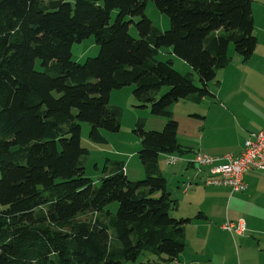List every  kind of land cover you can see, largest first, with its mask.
<instances>
[{
  "label": "trees",
  "instance_id": "obj_1",
  "mask_svg": "<svg viewBox=\"0 0 264 264\" xmlns=\"http://www.w3.org/2000/svg\"><path fill=\"white\" fill-rule=\"evenodd\" d=\"M148 1L168 30L152 25ZM253 30L251 0H0V264H169L182 253L190 219L171 216L177 202L159 159L192 151L177 142L170 108L210 96L230 45L251 57ZM90 37L98 55L74 63L72 45ZM160 48L189 65L199 86L158 61ZM128 86L138 107L166 123L147 132L136 122L143 180L113 163L95 184L81 124L92 142H102L100 130L117 133L121 109L109 98ZM143 252L155 259L138 262Z\"/></svg>",
  "mask_w": 264,
  "mask_h": 264
},
{
  "label": "crops",
  "instance_id": "obj_2",
  "mask_svg": "<svg viewBox=\"0 0 264 264\" xmlns=\"http://www.w3.org/2000/svg\"><path fill=\"white\" fill-rule=\"evenodd\" d=\"M251 13L257 39L251 57L244 62L228 50L230 61L209 84L210 96L175 103L177 108L180 103L186 108L179 115H175V104L170 108L178 123L177 142L192 153L173 164L167 155L159 159L166 185L167 179L173 180L167 189L177 202L171 216L190 219L184 226L185 248L169 264H264V174L247 170L245 190L232 193L226 186H205V169H194L191 162L196 152L237 157L246 140L264 128V0H251ZM139 119L133 115V122ZM129 165L124 166L128 179L132 178ZM142 176L143 169L134 177ZM225 220H240L244 232L237 235L222 230Z\"/></svg>",
  "mask_w": 264,
  "mask_h": 264
},
{
  "label": "rangeland",
  "instance_id": "obj_3",
  "mask_svg": "<svg viewBox=\"0 0 264 264\" xmlns=\"http://www.w3.org/2000/svg\"><path fill=\"white\" fill-rule=\"evenodd\" d=\"M68 3L73 4L74 0H66ZM145 14L152 23V25L159 31L164 32L169 29V19L163 13L156 9L155 5L148 1L146 3ZM116 16V11L111 13V20L113 21ZM137 22V19H133ZM129 34L138 38V34L135 31L133 25L129 26ZM230 53L234 52L232 45L229 46ZM99 47L96 44L93 37L84 39L80 43H74L71 47V60L74 63L82 64L87 58H94L98 55ZM156 59L158 61L171 60L175 71L185 75L191 73L193 75V83L199 86L198 79L191 67L184 61H181L177 57L171 54L169 48H160ZM132 86L124 87L120 90H114L109 98V103H116L120 107L121 112L119 115V131L117 133H107L100 130V136L102 142H92L88 139L89 125L87 123L81 124L80 144L83 148L87 149L88 156L83 160L85 176L91 179L95 184L99 182L102 177L103 168H109L113 163L122 164L128 166L130 170V181H140L144 179V175L141 178L134 177L142 170V166L136 153L140 149V142L138 137L133 133L136 129V122H133V115L138 114L142 119L143 129L145 131H161L165 125V119L160 116H154L150 114L149 109L138 107L139 104L132 95ZM163 90L161 93H163ZM181 102V101H180ZM184 103L173 105L175 115L181 114L185 111L183 107ZM188 105V104H187ZM177 121V120H176ZM134 152L133 155H131ZM131 157L134 159L131 160ZM163 165V163H161ZM96 166L98 169H95ZM193 174V171H190ZM139 177V176H138ZM173 185L172 178L167 179V189H170ZM107 208L111 212H115L117 209L116 203H110ZM172 214V213H171ZM146 259H155V257L147 252H143L138 262L145 261Z\"/></svg>",
  "mask_w": 264,
  "mask_h": 264
},
{
  "label": "built area",
  "instance_id": "obj_4",
  "mask_svg": "<svg viewBox=\"0 0 264 264\" xmlns=\"http://www.w3.org/2000/svg\"><path fill=\"white\" fill-rule=\"evenodd\" d=\"M177 159V156L168 155L170 164L175 163ZM191 162L198 168L205 169V186H226L232 193L243 192V176L247 170L256 169L264 174V128L246 140L243 151L237 157L228 154L212 157L196 152ZM221 229L230 234L241 235L245 226L240 220H225Z\"/></svg>",
  "mask_w": 264,
  "mask_h": 264
},
{
  "label": "water",
  "instance_id": "obj_5",
  "mask_svg": "<svg viewBox=\"0 0 264 264\" xmlns=\"http://www.w3.org/2000/svg\"><path fill=\"white\" fill-rule=\"evenodd\" d=\"M197 168H198V166L196 164H194V169H197Z\"/></svg>",
  "mask_w": 264,
  "mask_h": 264
}]
</instances>
